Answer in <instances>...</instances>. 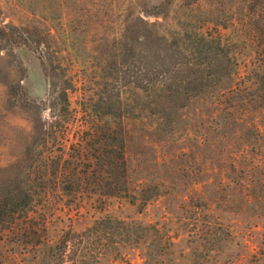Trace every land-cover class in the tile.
<instances>
[{
    "label": "rangeland",
    "instance_id": "374dc122",
    "mask_svg": "<svg viewBox=\"0 0 264 264\" xmlns=\"http://www.w3.org/2000/svg\"><path fill=\"white\" fill-rule=\"evenodd\" d=\"M2 25L31 41L0 34V264H264V0H0Z\"/></svg>",
    "mask_w": 264,
    "mask_h": 264
},
{
    "label": "trees",
    "instance_id": "16d2710c",
    "mask_svg": "<svg viewBox=\"0 0 264 264\" xmlns=\"http://www.w3.org/2000/svg\"><path fill=\"white\" fill-rule=\"evenodd\" d=\"M0 34L2 36H5L7 38L13 39L14 41H23L24 43H29L31 40L28 36H13V33L10 31L9 27H6L5 25L0 26ZM18 37V38H15ZM124 146L123 140L120 138L119 140V144L118 147L119 149L113 154V157L109 159L107 154H103L104 156V164L100 165L99 169H98V178H100V181H96L97 185V189L99 190L100 193H110V194H117L119 192L125 191V189L120 190V187L118 186L117 182L114 181L113 183H109L108 181L102 182V176H101V171H105L107 173L108 168L106 167L107 165L111 164L114 167V174L116 176V174L120 173L121 174V169L123 170L124 166H125V161H124V155H123V151L122 148ZM78 186V185H77ZM80 186V185H79ZM88 186H86L87 188ZM93 187V186H92ZM127 195V194H124ZM106 218H101L99 219V222L101 220H105ZM110 219H114L112 218H108ZM79 258H74L73 257V264H76L77 260Z\"/></svg>",
    "mask_w": 264,
    "mask_h": 264
}]
</instances>
